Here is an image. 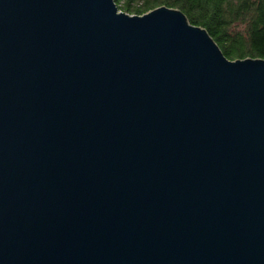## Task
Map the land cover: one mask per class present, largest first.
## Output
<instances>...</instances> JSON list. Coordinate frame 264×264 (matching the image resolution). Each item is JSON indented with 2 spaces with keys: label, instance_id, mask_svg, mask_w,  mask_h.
<instances>
[{
  "label": "water",
  "instance_id": "1",
  "mask_svg": "<svg viewBox=\"0 0 264 264\" xmlns=\"http://www.w3.org/2000/svg\"><path fill=\"white\" fill-rule=\"evenodd\" d=\"M0 264H264V59L178 8L0 0Z\"/></svg>",
  "mask_w": 264,
  "mask_h": 264
},
{
  "label": "trees",
  "instance_id": "2",
  "mask_svg": "<svg viewBox=\"0 0 264 264\" xmlns=\"http://www.w3.org/2000/svg\"><path fill=\"white\" fill-rule=\"evenodd\" d=\"M118 8L142 15L160 6L182 10L207 29L232 60L264 59V0H115Z\"/></svg>",
  "mask_w": 264,
  "mask_h": 264
}]
</instances>
